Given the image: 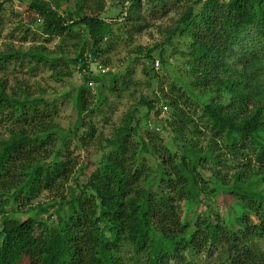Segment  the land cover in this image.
I'll return each instance as SVG.
<instances>
[{"label": "trees", "instance_id": "trees-1", "mask_svg": "<svg viewBox=\"0 0 264 264\" xmlns=\"http://www.w3.org/2000/svg\"><path fill=\"white\" fill-rule=\"evenodd\" d=\"M123 1L130 4L123 17L128 22L141 0ZM147 1L162 8L168 1L177 4V19L162 45L187 59L191 87L197 91L185 100L162 96V106L171 108L169 127L181 133L193 125L191 132L199 134L178 103L195 101L214 147L202 151L188 139L171 154L156 132H142L134 108L105 141L97 161L76 168L59 160L58 152L48 162H36L37 139L28 137L26 128L46 130L44 119L50 114L44 110L50 101L8 95L0 85V129H16L0 139V264H193L192 259L264 264V0ZM64 2L75 19L66 20L33 0L27 6L28 23H41L44 35L82 41L70 61L75 67L81 62L82 71L88 69L87 55L96 58L106 50L102 44L110 40L113 25L103 17L105 0ZM151 54L152 67L145 73L153 72L155 79ZM12 56L2 54L0 61L7 63ZM116 80L111 77V90ZM91 81L99 85L97 98L104 102L103 84L97 77L84 78L76 94L79 117L90 111ZM158 103L141 99L140 105L157 117L162 111ZM80 133L75 138L80 147L95 136L91 125ZM60 141L65 147L66 139ZM221 155L238 165L232 180L219 171L204 180L203 169L209 163L222 165ZM70 181L74 187L67 194ZM53 191L59 198L39 207L40 219L15 218L42 193ZM201 198L213 208L196 209Z\"/></svg>", "mask_w": 264, "mask_h": 264}, {"label": "rangeland", "instance_id": "rangeland-1", "mask_svg": "<svg viewBox=\"0 0 264 264\" xmlns=\"http://www.w3.org/2000/svg\"><path fill=\"white\" fill-rule=\"evenodd\" d=\"M33 0H0V56L2 54L13 55L7 63L0 61V85L4 87L8 95L24 94L30 99H46L49 108L39 109L50 116L44 119L46 130L38 126L26 128L28 137L37 139L36 162H48L60 152L59 160L69 161L74 167L83 166L86 162H95L105 150V141L110 140L126 113L134 108L138 109L137 118L142 123V132H156L159 135L162 146L171 153H178L185 141L191 139L192 146L204 151L211 142L210 134L202 127L199 119L201 104L192 101L183 104L178 101L180 108L193 119L194 127L199 134H193L185 126L182 132H173L168 121L172 120L171 108L162 116H154V112H147L145 106L140 105L141 99L147 102L158 100V107H163L164 94L171 98L191 97L197 91L191 87L187 59L178 54H173L172 47L163 46L165 31L173 27L177 19V4L166 2L163 8L158 2L141 0V5L134 10L131 21H123L125 11L130 4L123 0H105L106 7L103 17L113 26V34L110 40L104 42L102 47L106 50L96 58L86 56L87 68L80 70L70 64L81 45L82 41L70 36H47L43 34L41 23H28L29 14L27 6ZM60 13L66 20L75 19L72 8L67 6L64 0H40ZM59 5L56 8V5ZM123 15V16H122ZM136 25V28H135ZM139 27V28H137ZM28 29V31H26ZM152 52V57L158 63L156 71L158 78H152L153 72L148 74L152 67L147 58V52ZM161 52V59L159 55ZM88 57V58H87ZM153 67L155 68V65ZM80 71V72H79ZM116 76V88L111 90L110 79ZM97 77L103 84L101 86L100 104L97 98L94 82H89L91 96L88 99L90 111L81 117L77 114L76 94L82 85L83 79ZM208 98L202 97L206 103ZM98 107H96V106ZM156 106V107H157ZM136 117V114H135ZM91 125L95 130V136L85 145L80 147L75 138H80V131ZM16 130L11 127L0 129V139L9 138V131ZM80 130V131H78ZM41 133H38V132ZM192 131H194L192 129ZM183 133V134H182ZM48 134V138L41 145V139ZM66 139V146L62 147L60 140ZM40 147V148H39ZM216 154V153H215ZM222 165L207 164L201 177L208 180L214 172L219 171L230 181L238 171V165L228 156L221 155ZM70 181L65 185V191L70 194L73 191ZM59 198L58 192L42 193L29 208H23L22 212L15 214V218L25 220L28 217L40 219L39 207H45ZM195 207L199 211H207L213 208L210 201L201 198ZM194 207V206H193ZM224 215L223 210H219ZM193 264H201L199 259H192Z\"/></svg>", "mask_w": 264, "mask_h": 264}, {"label": "built area", "instance_id": "built-area-1", "mask_svg": "<svg viewBox=\"0 0 264 264\" xmlns=\"http://www.w3.org/2000/svg\"><path fill=\"white\" fill-rule=\"evenodd\" d=\"M80 63H81V62L78 63L77 68L80 67ZM158 66H159L158 63L156 62V63H155V69H156V70H158ZM161 109H162V111H161L160 116L164 115V114L166 113V111H167V108H166V107H161Z\"/></svg>", "mask_w": 264, "mask_h": 264}]
</instances>
